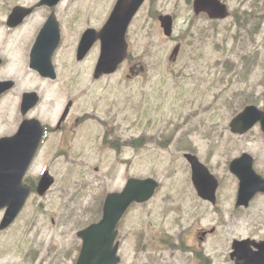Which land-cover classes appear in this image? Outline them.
Here are the masks:
<instances>
[{
	"label": "flooded vegetation",
	"instance_id": "flooded-vegetation-1",
	"mask_svg": "<svg viewBox=\"0 0 264 264\" xmlns=\"http://www.w3.org/2000/svg\"><path fill=\"white\" fill-rule=\"evenodd\" d=\"M116 1L0 0V83L12 82L11 88L0 95V141H3L5 159L11 160L12 156L16 158L26 152V143L13 140L26 120L37 119L44 127L41 144L25 177V183L31 190L26 207L7 227L2 224L5 209H0V264H78L84 249L80 233L102 219L107 195L121 192L132 174L136 176L140 122L136 113L130 126L124 127L116 101L98 106L84 99L103 79H111V76H94L100 41L96 40L89 46L82 43L87 35L101 33ZM168 41L174 40L162 36L158 40L152 34L145 44L146 55L141 56L137 53L138 41L129 33L126 59L118 71L121 79L144 74L154 60L152 52L164 50ZM174 43L175 46L181 45V49L184 44L183 39ZM26 79H34L37 84L51 89L54 98L44 102V88L24 89ZM26 94H36L39 102L34 108L22 111ZM107 107L111 109L104 113ZM255 149H258L257 153ZM263 151L264 140L261 144L252 141L248 148L238 151V156L244 152L252 155L253 169L262 178ZM219 168L224 172L228 169L227 166ZM45 172L53 176L55 183L48 191L39 194L37 188ZM107 172L116 176V183L112 186L114 179L108 180L103 176ZM232 176L237 181V188L229 194V206L240 216L253 220L257 224L255 227L262 226L264 191H257L250 200L237 206L239 181ZM218 179L221 185V179ZM100 185L102 191L96 194ZM56 186L59 187V203L65 206L66 217L72 219V235H60L58 241L47 243L46 248L24 243L17 234L26 222V210L33 205L41 212L51 211L56 202L49 197ZM254 189L256 183L252 181L249 190ZM88 191L94 192L93 197L90 203L82 204V197ZM69 193L68 200H65ZM193 196L192 201L207 202L206 206L214 208L212 203L198 195ZM136 205L132 203L128 211ZM92 212H97L96 218L85 219ZM182 219V230L171 236L167 243V259L163 255L157 256L158 264H214V231L218 227L213 225L200 229L195 223L184 222L183 215ZM30 223V227L37 224L36 221ZM59 223L64 222L60 220ZM55 224V216L46 215L44 220L38 221L36 232L40 234L41 228ZM228 230L232 235L225 258L228 264L242 263L236 251L237 241L244 242L247 255L256 254L258 245L264 241V235L255 237L250 234L238 238L231 233L230 227ZM116 231L120 236L117 238L119 264H125L124 260L130 253L121 239V225H117ZM93 253L100 257L102 251ZM131 257L137 262V244L131 250Z\"/></svg>",
	"mask_w": 264,
	"mask_h": 264
},
{
	"label": "rangeland",
	"instance_id": "rangeland-1",
	"mask_svg": "<svg viewBox=\"0 0 264 264\" xmlns=\"http://www.w3.org/2000/svg\"><path fill=\"white\" fill-rule=\"evenodd\" d=\"M223 1L229 6L231 14L226 20L214 22L206 16L195 18L191 7L184 0H154L147 4L132 27L138 28L139 55H146L145 44L150 38L146 19L153 4L154 12L161 8L166 12L174 7L178 8L177 33L186 26V20L190 17L198 19L193 28L196 35L193 45L185 49L175 63L167 59L173 45L169 51V45H164V50H155L156 60L149 65L144 76L134 80L123 79L119 81L118 88H109V84L105 83L99 86L102 89L96 100H93L91 92L84 97L98 106L116 101L117 108L121 109L124 127L130 126L132 116L136 113L140 119L139 136L145 138L151 133L155 134L156 143L147 144L146 140L142 141L144 146L138 152L137 173L139 177L157 178L161 182V194L154 202L138 206L137 215L130 222L124 221L125 215L121 223L122 230L143 223L148 233V242L142 250L145 253L141 254L152 253L149 239L156 230L161 233L162 238L163 231L154 228L153 222H157L156 226L179 224L180 214L185 217L184 222L198 225L196 228L206 229L203 227L213 225L218 227V232L214 235V264H228L222 261L228 256L232 236L229 227L231 233L238 238L264 235V221L262 226L255 227L257 224L253 220L240 216L226 202V190L220 192L219 205L215 208H202V204L194 200L183 201L182 193L187 187L184 178L188 171L183 154L189 149L190 142L204 160H209L217 168L216 162L221 161V152L224 157L229 154L238 156V151L248 148L251 139H256L257 136L255 133L252 136H233L229 130L230 121L245 105L254 103L258 107L264 106V0ZM245 10L252 13L245 14ZM23 88H44V102L54 98L51 89L37 84L34 79H26ZM110 109L107 107L104 113ZM113 113L117 115L114 109ZM259 137L263 139L260 133ZM165 139L170 141L161 146L160 142ZM218 140H230L229 146L214 148L215 154L212 156V145ZM235 148L237 150L234 153ZM257 151L255 149V153ZM103 176L108 180L114 179L111 186L116 183V176L109 172L103 173ZM101 191L102 185L97 187L96 194ZM93 194V191L84 193L81 203H90ZM58 195L59 187H56L49 197V200L56 202L51 211L41 212L33 205L26 210V222L17 234L24 243L33 247L43 245L46 248L47 243L58 241L60 235H72V219L66 217L67 211L59 203ZM69 195L70 193L64 197L65 200H68ZM46 215H54L56 224L41 228L40 234H37L38 221L44 220ZM96 215L97 212H92L85 219H94ZM60 220L64 223L60 224ZM31 221L37 222L35 227H30ZM181 230L182 226L177 227L172 235Z\"/></svg>",
	"mask_w": 264,
	"mask_h": 264
},
{
	"label": "water",
	"instance_id": "water-1",
	"mask_svg": "<svg viewBox=\"0 0 264 264\" xmlns=\"http://www.w3.org/2000/svg\"><path fill=\"white\" fill-rule=\"evenodd\" d=\"M144 0H122V4H119V11L122 13V18L116 19L115 13L112 18V22L115 23L117 20V34H116V44H121L122 53L126 51V42H125V32L129 25L130 20L140 8ZM194 8L196 14H200L201 12L208 13L209 17L212 19H223L227 16L226 7L221 5L218 0H195ZM163 27L165 28V33L167 35L171 34L172 22L170 19H167L165 23H163ZM113 53H116L115 51ZM118 53V52H117ZM119 60V59H118ZM108 60L106 64H100V71H110L113 70L118 62ZM114 64V65H113ZM99 71V72H100ZM34 98L27 96L26 103L32 104ZM261 121L262 127L264 130V111L258 112L256 108L249 107L245 110L244 113L240 114L231 124L233 131L245 132L248 130L255 122ZM33 153H28L26 156V160L23 162L10 163V179L7 178V181L10 180L11 188L7 190L5 193L3 192V178H0V208L8 206L9 209L5 215V222L9 223L15 219L18 215L22 207L24 206L26 199L28 197L27 188L24 190L23 188L16 187L15 184L18 185L22 183V179L24 176V172L27 170L30 161L32 159ZM187 159L192 165L193 169V179L198 180L197 186L200 192L207 193L208 186L205 181L210 176L208 169L203 166L195 156L186 155ZM244 158L237 160L236 162L242 161ZM0 172L3 170L0 168ZM252 173H254L251 170ZM236 174L239 177H242L241 183V191L240 195L246 194L247 183L245 182L243 172L240 170H236ZM6 180V179H5ZM52 183V180L46 179L43 182L40 192L42 193L44 190L48 188V186ZM136 185L137 187L132 190V186ZM264 185V181L262 182ZM157 184L151 179L147 180H132L129 182L126 190L123 195L113 194L110 195L105 208H104V218L100 224L94 225L86 230V234L90 237L87 240L88 243L93 242L96 237L101 238L103 242V253L104 257H96L91 258V264H115V251L112 249V243L114 238V232L112 229L115 227L116 223L120 219L122 213L128 207V205L133 200L145 201L149 199ZM216 189V184H214V192ZM132 193H137V195H131ZM100 240V239H99Z\"/></svg>",
	"mask_w": 264,
	"mask_h": 264
}]
</instances>
